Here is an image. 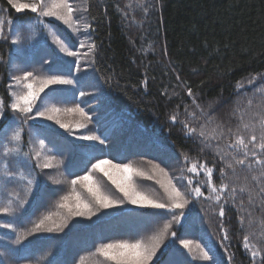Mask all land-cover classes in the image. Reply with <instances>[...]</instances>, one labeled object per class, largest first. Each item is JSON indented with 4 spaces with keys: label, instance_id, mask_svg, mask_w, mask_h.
Listing matches in <instances>:
<instances>
[{
    "label": "trees",
    "instance_id": "1",
    "mask_svg": "<svg viewBox=\"0 0 264 264\" xmlns=\"http://www.w3.org/2000/svg\"><path fill=\"white\" fill-rule=\"evenodd\" d=\"M84 3L89 8L85 12L92 28L89 36L96 45L91 61L95 78H91L93 86L83 88L84 97L79 96V89L86 78H79L77 85L65 87L67 95L59 101V106L74 107L79 102L92 116V122L87 129L73 132H94L105 138L103 145L80 142L65 130L59 132L43 118L22 124L20 114L7 107V86L11 77L30 71L31 64L37 65V58L52 53L43 48L30 56V21L35 14L17 13L7 0H0V16L14 21L11 27L4 24L8 39L0 38V98L5 102L0 114V151L12 132L22 128L21 151L7 162L11 170L23 172L35 181L24 206L18 207L19 201L9 193L19 192L20 198H24L26 181L5 185L4 160L0 158V207L12 199V207L16 209L13 215L0 213V225L13 223L15 228L13 231L0 227L3 264H97L98 260L102 264V258L93 255L101 242L146 240L162 228L165 220H171L172 214L166 210L124 204L101 209L91 218L72 217L63 231L35 233L17 245V235L31 229L33 222L49 214L54 220L60 219L57 214L63 215L65 210L58 204L64 195L70 194L71 180L84 175L96 158L132 164L149 174H152V165H159L171 176L180 177L185 167L182 154H188L190 158L215 166L214 180L219 184L221 165L215 148L217 144L222 147L225 141L212 140L210 146L204 148L198 138L185 136L179 121L173 123L169 119L178 112L179 120H185L186 105L190 112L194 110L192 98L181 82L192 89L196 102L213 118L209 128L223 124L225 128L235 129L241 124V118L249 122L251 113L256 111L259 95L253 96L251 88L238 90L236 84L242 82L247 88L250 76L264 73V0H84ZM141 3L144 7L138 6ZM129 4L131 9L126 7ZM17 36L19 43L11 44ZM58 61L56 67L60 69L62 61L59 58ZM261 84L264 81L257 82V86ZM249 98L253 99V106L246 108ZM196 111L198 119H189L193 126L206 119L199 115L198 109ZM61 118L71 122L78 117L64 114ZM251 122L258 123V119ZM40 139L48 146L47 155L55 158L51 169L36 167L37 161L32 158ZM40 162L43 163V158ZM246 175V170L237 168L238 179L233 178L230 183L237 189L246 182L255 187L254 182L245 180ZM94 176L106 192L122 199L102 173H94ZM53 179L60 182L53 183ZM155 179H163V176L156 173ZM155 179L134 177L142 191L163 196ZM198 179L205 177L201 174ZM177 183L182 190L186 189V180ZM76 189L87 197L80 185ZM203 190L207 194V189ZM240 199L245 201L253 217L264 216L259 198L248 205L247 193L238 191L236 204ZM209 203L203 198L193 199L183 210L185 216L181 222L173 224L151 264H211L199 259L198 250L189 253L184 249L180 239L207 245L222 264H228L220 247L218 209L214 213ZM157 211L163 217L158 224L149 219ZM179 211L176 210V214ZM242 215L247 224L248 212ZM224 226L229 233L225 244L233 254L231 264H251L241 247L245 230L251 229L240 228L237 208L232 203L226 205ZM172 232L176 233L175 237L171 236Z\"/></svg>",
    "mask_w": 264,
    "mask_h": 264
},
{
    "label": "snow or ice",
    "instance_id": "2",
    "mask_svg": "<svg viewBox=\"0 0 264 264\" xmlns=\"http://www.w3.org/2000/svg\"><path fill=\"white\" fill-rule=\"evenodd\" d=\"M11 9L17 13L30 11L39 17V22L44 23L43 18H54L61 22L64 26L71 30L72 34L79 36L81 30L85 33L92 31L91 25L84 21L83 17L77 18L78 12H88V7L77 6L73 0H7ZM139 7H144L143 4H138ZM131 9L132 5H126ZM147 11V8H144ZM7 23L10 27L14 21L9 18L5 20L0 16V38L5 40L8 36L4 33V24ZM45 27H49L45 25ZM53 42L59 47V51L68 57H75L77 66L81 55L85 57L95 53L96 45L91 41L90 36L86 37L84 42L80 43V48H87V52L81 53L79 50H71L72 46L59 35L55 30L49 33ZM19 43V37L11 40V44ZM58 58H54L49 64L46 73H39L36 70L23 71L20 75L11 77V82L8 87L9 102L7 107L13 113H19L22 117L21 123L34 121L36 118H43L46 121H53L60 129H64L69 135H77V139L88 142H98L105 144V138L96 135L94 132L88 134H76L73 129H87L92 122V116L84 107L77 102L74 107H60L59 101L67 95L65 87L58 86H73L76 81L71 78L70 73L61 72L56 67ZM48 64V61L44 62ZM79 70V68H78ZM179 80V77H177ZM258 81H264V73H258L250 76L247 79V88L242 82H237L236 88L238 90L247 91L251 88L253 96L259 95L256 101V111L252 112L249 122H244L241 118V124L235 129L232 127L225 128L223 124H215L211 128L208 125L213 124V118L209 113L196 102L195 95L190 87H187L184 82L182 86L187 88V95L192 98L193 111H189L188 106H185V120H179V113L174 112L169 119L176 123L179 121L184 130L185 136L188 138H198L200 143L207 148L210 146L212 140H224L225 144L221 147L216 145L215 154L219 158V184L214 180L216 174L215 166H209L206 161L190 158L188 154H182L185 167L181 170L180 177H173L159 165H152V174L145 172L140 168L134 167L128 163H114L112 159L96 158L94 163H91V168L88 169L84 175H78L71 180L72 190L70 194L64 195L61 198L58 207L65 210L59 220H54L52 215H45L38 221L33 222L31 229L21 232L17 235L16 244L20 245L28 236L39 232H61L68 225L69 219L72 217H86L91 218L97 214L101 209H108L120 205L128 204L136 208H147L152 210H166L167 213L172 214L171 220H165L162 228L155 234L149 236L146 240L136 239L117 240L112 242H101L93 255L97 258H102V264H151L157 251L164 244L165 237L169 233L173 224L181 222V218L185 216L183 211L193 199L203 198L210 202L209 208L216 213L220 220L218 224L219 233L222 234L220 247L224 250V255L227 258L228 264H231L233 254L229 251V246L225 241H229L228 229L224 226V217L226 205L232 203L237 208L238 220L242 230L245 234L242 239L241 247L246 255H248L251 264H264V216L256 218L252 216L251 211L245 207V201L240 199L239 204H236L237 192L247 193V204L253 205L257 198H259V206L264 212V84L257 86ZM16 89H19L18 91ZM85 92L80 91V96L84 97ZM39 102V103H38ZM49 106L45 107L44 105ZM253 106V99L249 98L246 108ZM5 107L3 98H0V113ZM199 115L205 117V122L198 126H193L189 123V119H198ZM64 114H72L78 117L74 121L65 122L61 116ZM258 123H252V120H257ZM23 129L17 128L14 130L7 141L2 145L0 151V158H3V173L2 179L6 185L9 182H25L23 183L24 198H20L19 192L9 193L13 199L19 201L18 207H23L29 193L32 192L34 178L26 176L23 172L11 170L8 166L7 159L9 157L19 155L21 151ZM234 139H231L233 138ZM87 147H94V145H86ZM46 144L44 139L36 142V146L32 152V158L37 161L36 167L41 169H51L54 167V157L47 155ZM203 151V148L201 149ZM241 153L242 155H237ZM29 156V153H24ZM43 158V163L41 159ZM237 168L246 170L247 175L245 180L255 183V187L250 186L247 182L237 186L233 178H237ZM94 173H102L108 181L114 185L116 191L121 194V198H117L114 194L106 192L101 184L97 181ZM159 173L163 179H155V174ZM191 174V175H186ZM203 174L205 179L198 178ZM134 177H141L148 180L155 179V183L163 190V196L157 197L148 192L142 191L136 184ZM186 180L187 187L182 190L178 186L177 181ZM59 180L53 179V183H59ZM80 185L84 192L87 193L85 197L81 192L77 191L76 186ZM207 189V194L203 190ZM258 189V191H257ZM12 199L6 205L0 207V213L6 215H13L16 209L12 207ZM176 210H180L176 214ZM203 210V209H202ZM248 212L247 224H245V216L242 213ZM151 222L158 224L163 219L160 212H154L149 218ZM4 229H11L15 231L13 223H4L0 225ZM172 237L176 236L175 232L171 233ZM255 238V242H254ZM180 245L187 249L189 253L193 250H198L199 259L211 264H222L215 256L211 248L202 243H195L190 239H180ZM211 253V254H210ZM259 257V259H257ZM195 259V257H193ZM0 264H3L0 261ZM97 264H100L98 260Z\"/></svg>",
    "mask_w": 264,
    "mask_h": 264
},
{
    "label": "rangeland",
    "instance_id": "3",
    "mask_svg": "<svg viewBox=\"0 0 264 264\" xmlns=\"http://www.w3.org/2000/svg\"><path fill=\"white\" fill-rule=\"evenodd\" d=\"M73 2L77 6L85 7L84 0H73ZM80 17H83L84 21L87 22L85 12L83 11L78 12L77 18ZM39 19H40L39 17H35L32 21H30V56L34 55V53L36 54L39 53L43 48H47V51H49V53H52V55L50 54L46 56L41 55L39 58H37V63H36L37 65L34 66H32V64L30 65V71L36 70L41 74L46 73L48 71L49 64L52 63V60L54 58H59L62 61V68H63L62 69L60 67V71L65 73H70L71 78H73L74 81H76L74 85H77L79 83L80 80L79 78H86L79 89V96H80V91H83L84 87L93 86L92 84L93 81H91V78H95V74L91 67L92 55H89L87 57L81 55L79 66H77L76 58L68 57L64 53L60 52L59 47L53 42L49 33L55 30L56 32L59 33L61 37H63L72 46L71 50L74 51L79 50L82 54L87 52V48L81 49L79 46L81 42L85 41L86 37H89V33H85L83 32V30H81L79 36H77L72 34L70 29L64 26L61 22L56 21L54 18H47V17L43 18L44 20L43 24L39 22ZM45 25H48L49 27H45ZM45 61H48V64H45L44 63ZM58 87H68V86H58ZM16 90L18 91L19 89ZM44 106L47 107L49 105L47 104ZM36 119L42 120V118H36ZM48 124H50L53 127H56L58 131L61 133L64 131V129H60L59 126L56 125L53 121H48ZM73 130H77V129H73ZM73 137L81 142V140L77 139V135L76 137L73 135ZM47 149L48 146L46 147V150Z\"/></svg>",
    "mask_w": 264,
    "mask_h": 264
}]
</instances>
